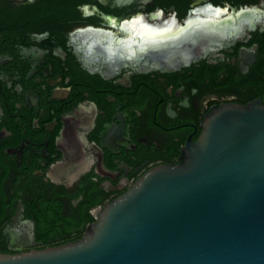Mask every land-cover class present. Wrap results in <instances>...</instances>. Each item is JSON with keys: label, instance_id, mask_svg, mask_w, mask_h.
Here are the masks:
<instances>
[{"label": "flooded vegetation", "instance_id": "1", "mask_svg": "<svg viewBox=\"0 0 264 264\" xmlns=\"http://www.w3.org/2000/svg\"><path fill=\"white\" fill-rule=\"evenodd\" d=\"M51 1L0 0L5 254L81 240L144 175L180 164L214 109L264 104V0H81L66 16ZM209 7L248 9L255 27L177 69L144 51Z\"/></svg>", "mask_w": 264, "mask_h": 264}, {"label": "water", "instance_id": "2", "mask_svg": "<svg viewBox=\"0 0 264 264\" xmlns=\"http://www.w3.org/2000/svg\"><path fill=\"white\" fill-rule=\"evenodd\" d=\"M251 14L209 7L174 24L171 36L145 40L144 51L177 69L232 45L255 27ZM202 129L180 164L144 175L81 240L0 253V264H264V104L223 105Z\"/></svg>", "mask_w": 264, "mask_h": 264}, {"label": "trees", "instance_id": "3", "mask_svg": "<svg viewBox=\"0 0 264 264\" xmlns=\"http://www.w3.org/2000/svg\"><path fill=\"white\" fill-rule=\"evenodd\" d=\"M49 5L58 6V11H60L64 16L67 15L71 10L75 9V6L81 3V0H58L48 2ZM188 0H183L182 4L188 5ZM11 16L8 11H0V32L7 29L9 22L11 21Z\"/></svg>", "mask_w": 264, "mask_h": 264}, {"label": "bare ground", "instance_id": "4", "mask_svg": "<svg viewBox=\"0 0 264 264\" xmlns=\"http://www.w3.org/2000/svg\"><path fill=\"white\" fill-rule=\"evenodd\" d=\"M207 13V12H206ZM211 13V12H210ZM208 14V13H207ZM174 27V23L172 22L171 23V31L174 29L173 28ZM134 28V30H135V32L137 31V28L136 27H133ZM164 30H162V31H159V32H154V33H152V32H150V34L149 35H153L154 37H157V36H161L162 34H164Z\"/></svg>", "mask_w": 264, "mask_h": 264}]
</instances>
